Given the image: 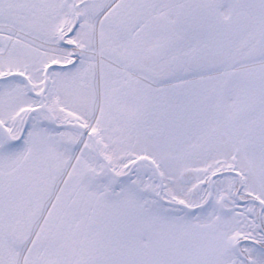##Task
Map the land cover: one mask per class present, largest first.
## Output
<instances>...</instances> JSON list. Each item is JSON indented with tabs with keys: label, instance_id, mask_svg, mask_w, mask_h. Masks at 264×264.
Segmentation results:
<instances>
[{
	"label": "snow or ice",
	"instance_id": "1",
	"mask_svg": "<svg viewBox=\"0 0 264 264\" xmlns=\"http://www.w3.org/2000/svg\"><path fill=\"white\" fill-rule=\"evenodd\" d=\"M0 264H264V0H0Z\"/></svg>",
	"mask_w": 264,
	"mask_h": 264
}]
</instances>
